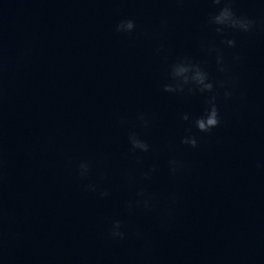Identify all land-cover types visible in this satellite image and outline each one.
Listing matches in <instances>:
<instances>
[{"label":"clouds","instance_id":"clouds-1","mask_svg":"<svg viewBox=\"0 0 264 264\" xmlns=\"http://www.w3.org/2000/svg\"><path fill=\"white\" fill-rule=\"evenodd\" d=\"M214 6L219 8V11L209 16L208 23L215 26L217 34L223 36L225 29H231L240 33H250L254 30L256 21L252 18L243 15H237L234 11L232 4L233 0H211ZM136 30V24L131 19L120 20L115 25V31L121 34H131ZM229 48L236 46L234 39H226L221 41ZM201 49L207 52L209 55L215 54V62L217 71L223 75V79L214 80L206 68L201 62L194 60L189 56L178 58L175 62L169 65L168 79L162 86V89L166 93L176 95H196L199 94L205 97V109L203 113L195 118L190 117L188 113L181 115V120L185 123L193 125L199 133H210L213 129L220 126L221 114L218 107V92L217 89H223V97L225 99L232 98L235 89V79L231 76L230 68L226 63L223 52L217 48L214 44L209 42H201ZM238 59V57L234 58ZM121 124L126 123L125 120L120 121ZM149 120L144 113L137 115L136 122L132 125L133 128L139 126L142 128L149 127ZM128 142L131 146L133 155L137 153H146L150 151V145L142 139L135 131H130L128 134ZM180 143L190 148H196L199 144L198 137L191 132V128L188 129V134L181 137ZM186 165L183 161L172 159L168 162L169 174L172 177H176L180 174ZM93 168V162L89 160L80 161L77 165V174L79 178L87 180L91 174ZM157 171L155 167L148 169L142 173V177L145 181H150L153 178V174ZM128 182L134 183L135 178L128 177ZM86 190L89 192H97L96 184H87ZM109 195L107 190L100 191L99 196L101 198ZM168 199L175 204L177 196L175 193L170 194ZM125 207L131 212L136 209H142L145 212H152L156 208V197L147 193L144 190H140L136 193V198L129 200L125 203ZM174 213V208L169 207L167 209V216L171 217ZM162 227L167 225L162 220ZM111 239L117 241H123L127 238L126 225L121 219H113L108 232ZM137 238L142 237V233L137 231L135 233Z\"/></svg>","mask_w":264,"mask_h":264}]
</instances>
